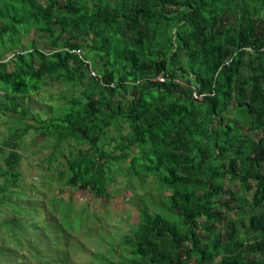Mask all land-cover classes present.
Listing matches in <instances>:
<instances>
[{
  "label": "trees",
  "instance_id": "1",
  "mask_svg": "<svg viewBox=\"0 0 264 264\" xmlns=\"http://www.w3.org/2000/svg\"><path fill=\"white\" fill-rule=\"evenodd\" d=\"M31 29L37 38L17 47ZM160 72L169 79L150 80ZM45 80L78 95L23 123L19 99ZM6 114L18 120L1 141L0 207L26 212L10 198L34 131L51 142L48 167L70 147L45 176L63 187L103 199L115 174L150 177L155 211H138L118 264H264V0H0ZM18 222L0 228L19 233Z\"/></svg>",
  "mask_w": 264,
  "mask_h": 264
},
{
  "label": "rangeland",
  "instance_id": "2",
  "mask_svg": "<svg viewBox=\"0 0 264 264\" xmlns=\"http://www.w3.org/2000/svg\"><path fill=\"white\" fill-rule=\"evenodd\" d=\"M20 35V45L17 47L27 45L39 33L31 29ZM78 92V88L71 90L67 85L45 80L37 93L19 99L30 112L23 123L32 124V115L43 118L48 115L43 113L44 108L62 103L60 96H69L70 93L77 96ZM17 120L9 114L0 115V146L4 150L6 148L1 141ZM124 131L127 130L124 128ZM50 144L34 131H29L20 140L19 191L10 200L26 212H13L10 204L0 207V221L16 215L20 227L19 233L0 228V264H57L56 260L60 258L64 259L62 264H118L128 249L123 239L130 236L138 211L144 207L155 211L150 195L144 193L148 191L147 184L152 185L150 177L141 186L135 178L115 174L107 185V196L94 199L88 192L63 187L56 180L45 178L47 175L54 178L57 163L62 161L60 155H67L70 150L66 144H60L55 153V162L48 167L45 159L51 152ZM126 162L119 164V168H125ZM48 182L51 186L47 185ZM233 187H236V183ZM56 198L68 203L64 202L59 207L65 211L68 205V217L72 219L68 224L60 219L58 212L52 213V202ZM152 198L162 211L165 201L161 202L157 193Z\"/></svg>",
  "mask_w": 264,
  "mask_h": 264
},
{
  "label": "built area",
  "instance_id": "3",
  "mask_svg": "<svg viewBox=\"0 0 264 264\" xmlns=\"http://www.w3.org/2000/svg\"><path fill=\"white\" fill-rule=\"evenodd\" d=\"M74 53H77V52L74 51ZM89 73H90V76H93L94 78H97L94 75L93 71H90ZM168 79H169L168 76L164 72H160L159 74L155 75V77L154 78H151L150 80H154L156 82L162 83V82H165ZM102 86H103V84H102ZM108 86H112V85L109 84ZM192 97L194 99H199V97L194 92L192 93Z\"/></svg>",
  "mask_w": 264,
  "mask_h": 264
},
{
  "label": "crops",
  "instance_id": "4",
  "mask_svg": "<svg viewBox=\"0 0 264 264\" xmlns=\"http://www.w3.org/2000/svg\"><path fill=\"white\" fill-rule=\"evenodd\" d=\"M259 258V257H258ZM264 261V260H263Z\"/></svg>",
  "mask_w": 264,
  "mask_h": 264
}]
</instances>
